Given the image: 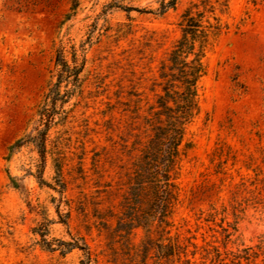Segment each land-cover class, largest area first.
Instances as JSON below:
<instances>
[{"label":"rangeland","instance_id":"374dc122","mask_svg":"<svg viewBox=\"0 0 264 264\" xmlns=\"http://www.w3.org/2000/svg\"><path fill=\"white\" fill-rule=\"evenodd\" d=\"M76 1L0 0V264H264V0ZM186 8L221 29L160 220L130 186Z\"/></svg>","mask_w":264,"mask_h":264},{"label":"trees","instance_id":"16d2710c","mask_svg":"<svg viewBox=\"0 0 264 264\" xmlns=\"http://www.w3.org/2000/svg\"><path fill=\"white\" fill-rule=\"evenodd\" d=\"M77 1L74 0V5ZM186 8L179 23L180 37L169 50L167 58L158 70L161 92L155 96L154 104L147 108L143 116V124L149 130V136L141 149V154L134 164V172L130 192L137 201L145 200L151 206L148 214L154 218L162 212L174 198L173 173L180 155L188 148L184 142L187 126L197 113V82L204 74L203 57L209 38L216 35L221 27L218 19L215 22L203 20V12L192 14ZM212 13V10L209 11ZM70 65L65 58V50L60 48L56 58L58 67L56 81L46 94V103H55L58 88L62 82L76 81L80 67H76L73 56ZM45 111V110H44ZM44 111L40 115H44ZM46 130L41 129L31 137L40 157L44 153ZM244 255L233 254L231 263L238 264L241 259L249 263L252 254L244 249ZM183 248L176 244L169 245L166 255L179 256ZM217 263L222 264L218 259Z\"/></svg>","mask_w":264,"mask_h":264}]
</instances>
